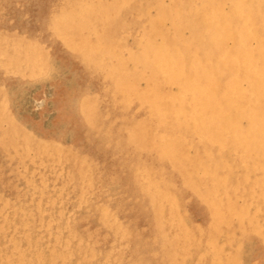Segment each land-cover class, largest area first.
Segmentation results:
<instances>
[{
  "label": "bare ground",
  "instance_id": "bare-ground-1",
  "mask_svg": "<svg viewBox=\"0 0 264 264\" xmlns=\"http://www.w3.org/2000/svg\"><path fill=\"white\" fill-rule=\"evenodd\" d=\"M54 8L57 9H52L51 16L48 17L50 29L63 40L64 45L76 54L88 70L98 74L100 81L98 88L111 96V104L126 108L133 100H137L146 111L147 115L145 114L141 121L125 124L126 137L122 145L123 148L126 147L137 155L142 151L149 155L154 153L159 169L161 167L163 169L161 170L163 172L160 171L163 173L162 175L153 177L151 170L154 164L151 165L144 160L145 162L141 164L138 162L136 168L138 175L141 176L138 177L142 181L141 185L147 192L149 206L155 214V224L158 227L157 232L162 245L161 251L166 256L164 258H167L165 264H180L178 262L183 259L187 260L190 256L189 248L200 244L204 245L208 251L207 256L210 257V261L199 260L198 264H225L219 258L221 233L230 243L235 242L236 245V237L244 240L248 234L257 233L264 244V0H61ZM152 9H154V13ZM129 36H131V42H128ZM0 48L2 49V47ZM33 48V46H28L27 51L29 52ZM20 62L22 61L20 60ZM19 64L21 66V63ZM16 69H18L17 65ZM19 76L21 77V75ZM22 89L24 88L22 87ZM10 95L12 96L11 93ZM91 96L93 97V95ZM8 101L10 100L8 99ZM90 102L85 101L81 106V111L89 121L101 116V113L98 112L99 109L93 108V104ZM8 103L5 104L8 105ZM21 108L23 109V107ZM13 117H15L14 114ZM99 122L101 124V121ZM119 129H117L118 133ZM7 131L9 132V130ZM7 131L3 133V136L6 137L3 142L5 146L13 141L7 138V134H9ZM30 140L29 137L25 138L26 144L33 145V140L31 141L33 143H29ZM18 142L20 143V141ZM190 149L194 150L192 156L189 155ZM145 152L143 153L146 154ZM109 155L111 156V154ZM91 163L94 162L91 161ZM99 164L102 165L100 162ZM167 167L180 175L183 184L190 186L196 192L195 195L192 193L193 196L198 194L208 206L213 225L206 230V233L193 232L181 219H179V223H176L175 232H168V228L162 220H159L162 217L164 202L169 203L170 207H175L176 211L179 205L175 192H168L165 189V193L162 195L164 201L162 198H157L159 195L157 197L155 195L154 190H158V186L166 185L163 178H166L164 171L168 170ZM97 169L96 171H99ZM112 169L109 171L112 172L114 170ZM135 177L133 180L136 179ZM161 183H165V185ZM207 183L211 186L207 187ZM176 187L172 188L171 186L170 188L176 190ZM109 198L111 199V197ZM237 198L243 200L242 204L237 205ZM104 199L106 198L104 197ZM187 199L189 198L187 197ZM146 200L144 199L143 203ZM167 203L165 204L167 205ZM165 209L167 210V208ZM261 211H263V215H261ZM143 212L145 213V211ZM149 215L151 216V214ZM147 217L149 218V216ZM54 219L56 220L55 217ZM232 221H235L234 223L238 225L241 232L236 237L234 233L228 231ZM74 223L76 222L74 221L72 224L74 225ZM140 234L137 235L140 236ZM88 235L90 236V234ZM199 235L201 238L204 236L201 243ZM17 236L16 238H18ZM87 236L84 235L85 238ZM88 239L90 240L91 237ZM144 239L146 240V238ZM85 240H83L84 243ZM92 240L90 241L93 242L94 240ZM138 242L143 243L140 239ZM94 243L97 242L94 241ZM201 245L200 247H202ZM134 247L136 246L134 245ZM154 250L151 252L154 253ZM55 251L57 250L55 249ZM177 253H179L178 259L175 256ZM236 254L230 258V264L236 263L238 252ZM156 256L158 259V255ZM160 261L157 263L160 264Z\"/></svg>",
  "mask_w": 264,
  "mask_h": 264
},
{
  "label": "rangeland",
  "instance_id": "rangeland-1",
  "mask_svg": "<svg viewBox=\"0 0 264 264\" xmlns=\"http://www.w3.org/2000/svg\"><path fill=\"white\" fill-rule=\"evenodd\" d=\"M60 1L0 0V47H2V49L0 48V264H139V262L140 264H158L157 262L160 260H162L160 264H165L167 258H164L166 256L161 251L162 245L157 232L158 227L155 224V214L149 206L147 192L144 186L141 185L142 181L138 178L141 176L138 175L136 168L138 167V162L141 164L146 161L149 164L151 163V165L154 164L152 165L153 167L151 166V175L153 177L162 175L163 173L161 172L163 171L161 170L163 169L162 167L159 169L160 167L154 153L149 155L142 151V153L137 155V153L135 154V152H131L124 147L126 151L122 145L126 137L125 124L141 121L146 111L139 105L137 100H133L126 108L111 104V96L98 88L100 84L98 74L88 70L76 54L63 44V40L56 33H53V30L48 25V19L51 16V10H56L57 8L54 7ZM152 12H155L154 9H152ZM129 37L130 41L128 40V42H131V36ZM28 46H33L34 48L28 52ZM19 63H21V66ZM16 65L19 70L16 69ZM141 86H143V83H141ZM82 93L85 94L82 95ZM85 101H91L93 108L99 109L98 112L101 113L99 118H93L90 121L87 119L86 115L81 111V106ZM5 103H8V105ZM7 113H9L8 116ZM13 114L15 117H13ZM102 115L104 116L102 117ZM99 121H101V124ZM22 127L26 128V131ZM106 127L107 129H105ZM117 129H119V133ZM6 131L9 133L7 138L11 141L13 140L12 143L17 142L18 144L3 145L6 140L3 133H6ZM28 137L31 139L29 143L34 142L33 145L26 144L25 138ZM32 140L33 142H31ZM2 145L3 147H1ZM97 145L98 147H96ZM71 147L73 148L71 149ZM99 147H103L100 148L102 149L101 151ZM193 154L194 150L190 149L189 155L192 156ZM91 161L94 163L92 164ZM131 162L133 163L131 164ZM97 168L100 172L96 171ZM167 168L168 170L165 169L164 171V173L166 172L164 174L166 178H163V182L166 185L161 183L165 186H158V190H154L156 193L154 194L156 197L159 195L157 198H162V201H164L162 195L165 193V189L168 192H175L178 196L179 205L176 211L175 207H170L169 203L164 202L162 217L159 220H162L163 224L168 228V232H175L176 223L181 219L193 232L197 234L198 231L206 233V230L213 225L208 206L205 205L198 194L193 196L192 193L195 195L196 192L190 186L183 184L180 175L170 169V167ZM111 169L114 171H112L113 173L110 172ZM167 174L171 175L168 176ZM134 177L136 178L135 180H133ZM171 186L172 188L177 186V189H171ZM206 186L210 187L211 184L207 183ZM101 195L103 199L104 197L106 199L103 200ZM126 199L130 200L127 201ZM144 199L147 200L143 203ZM125 201L126 204H124ZM242 201L241 198H237V205L242 204ZM86 203L87 205H85ZM124 205L126 206L124 207ZM132 205L135 206L133 207ZM113 208L114 210H112ZM261 215H263V211H261ZM78 218H81L80 221H78ZM122 218L124 219L122 220ZM74 221L76 223L73 225ZM58 222L60 223L58 224ZM234 222L232 221L228 231L234 233L236 237L241 232L238 229V225ZM125 223L130 226L127 227ZM137 234H140V236ZM84 235H88L97 243H94L93 240L91 242V239L89 240L88 236L85 238ZM199 237L201 243L204 240V236L201 238L199 235ZM83 238L86 239L85 243ZM138 238L143 243L138 242ZM236 240L237 245L235 242L230 243L224 234L221 233L219 258L225 264H230V258L236 252H238V257L235 264H264V244L257 233L248 234L244 240L236 237ZM135 241L137 243H134ZM71 245L74 246L70 247ZM177 245L179 244L177 243ZM200 245H198L199 247H190L188 259H183L182 261L184 262L180 261L178 263L198 264L199 260L209 262L208 251L204 245H201L202 247ZM96 248L97 251H95ZM159 248L160 250H158ZM152 250H154V253L151 252ZM86 253L88 254L86 255ZM142 253L145 255L143 256ZM178 254H175L177 259ZM156 255H158V259ZM141 256L143 259L145 257V259L143 260ZM132 259L133 261L131 262Z\"/></svg>",
  "mask_w": 264,
  "mask_h": 264
}]
</instances>
